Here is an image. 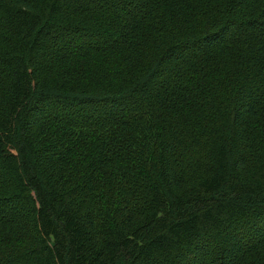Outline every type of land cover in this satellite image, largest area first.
Instances as JSON below:
<instances>
[{"label":"trees","instance_id":"obj_1","mask_svg":"<svg viewBox=\"0 0 264 264\" xmlns=\"http://www.w3.org/2000/svg\"><path fill=\"white\" fill-rule=\"evenodd\" d=\"M0 264H264V0H0Z\"/></svg>","mask_w":264,"mask_h":264}]
</instances>
